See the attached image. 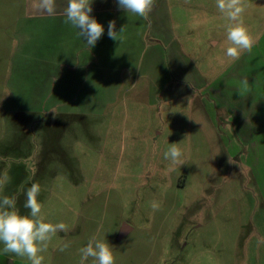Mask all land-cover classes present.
<instances>
[{
  "label": "rangeland",
  "instance_id": "rangeland-1",
  "mask_svg": "<svg viewBox=\"0 0 264 264\" xmlns=\"http://www.w3.org/2000/svg\"><path fill=\"white\" fill-rule=\"evenodd\" d=\"M24 1L0 0V199L28 214L38 183L46 222L66 225L42 264H80L93 236L115 264H264V0H245L254 44L236 61L215 0H166L164 36L129 60L115 47L127 67L92 92L63 85ZM171 143L184 163L169 170ZM2 249L0 264H30Z\"/></svg>",
  "mask_w": 264,
  "mask_h": 264
},
{
  "label": "clouds",
  "instance_id": "clouds-1",
  "mask_svg": "<svg viewBox=\"0 0 264 264\" xmlns=\"http://www.w3.org/2000/svg\"><path fill=\"white\" fill-rule=\"evenodd\" d=\"M93 0H67L64 10V23L70 24L77 29V35L82 37L90 48L95 47L97 41L104 33V27L94 16L92 8ZM155 0H117L118 7L127 13L134 14L143 20H147ZM216 7L222 16L229 21L225 25L226 47L225 55L232 61L240 59L243 51L252 50L254 40L243 20L245 11V0H215ZM41 8L47 13L54 12V0H42ZM125 31L122 26L116 30L115 21H109L108 37L119 41L121 34ZM246 83V81H245ZM165 160L170 163V169L176 165H183L181 149L177 143H171L164 152ZM4 181H0V190ZM40 185L32 183L25 192L24 208L29 210L28 214H21L17 208V197L7 195L0 199V244L3 245V252L12 253L20 257H26L30 264H42L43 252H46L52 236L57 231H67L66 225L61 222L52 224L46 222L42 212V205L38 200ZM153 211L159 209V204L152 201ZM264 243V237L257 238V246ZM69 245L60 247L65 251ZM80 264H84L90 257L93 264H115V258L109 243L105 240L89 238L86 246L79 249Z\"/></svg>",
  "mask_w": 264,
  "mask_h": 264
},
{
  "label": "crops",
  "instance_id": "crops-1",
  "mask_svg": "<svg viewBox=\"0 0 264 264\" xmlns=\"http://www.w3.org/2000/svg\"><path fill=\"white\" fill-rule=\"evenodd\" d=\"M24 2L27 16L46 19L47 58L63 66V85H68L69 88L83 85L84 91L88 92H92L97 83L109 80H113L111 83H114L115 77L118 76L117 69L127 67V65L123 67L116 65L117 56L115 58L113 53L115 47L122 49L123 59L129 60V56L134 58V53L138 50L140 51L138 56H140L148 46L149 36L153 39L164 36L163 29L166 28L169 20L166 0H155L147 20L120 9L117 0H93L91 15L103 25L104 33L95 47L90 48L85 40L77 35V29L64 23L67 0H54L52 14L40 7L42 0H25ZM109 21H115L117 31L124 26L125 31L121 34L122 38L119 41L108 37ZM39 24L36 23V26L39 27ZM46 61H44L45 78L54 74L57 69L56 64ZM207 88L218 94L222 92L220 86L216 89L214 86Z\"/></svg>",
  "mask_w": 264,
  "mask_h": 264
},
{
  "label": "water",
  "instance_id": "water-1",
  "mask_svg": "<svg viewBox=\"0 0 264 264\" xmlns=\"http://www.w3.org/2000/svg\"><path fill=\"white\" fill-rule=\"evenodd\" d=\"M127 226L124 224L123 225V227H122V229H121V231H120V233H119V236H118V239H120L121 237H123V235L126 233V231H127Z\"/></svg>",
  "mask_w": 264,
  "mask_h": 264
}]
</instances>
